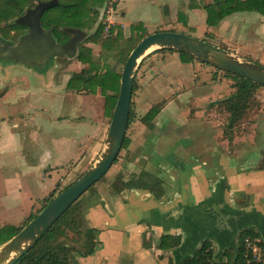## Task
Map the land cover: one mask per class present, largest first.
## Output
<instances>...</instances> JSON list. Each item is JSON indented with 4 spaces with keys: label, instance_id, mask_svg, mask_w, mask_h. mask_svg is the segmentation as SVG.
I'll return each mask as SVG.
<instances>
[{
    "label": "crops",
    "instance_id": "0c3cea01",
    "mask_svg": "<svg viewBox=\"0 0 264 264\" xmlns=\"http://www.w3.org/2000/svg\"><path fill=\"white\" fill-rule=\"evenodd\" d=\"M178 1L120 0L117 6L119 16L116 19L113 17V20L115 24L126 25L118 21L134 9L144 13L146 8L159 10L162 7L169 16L171 6L175 7ZM198 1L193 0L192 6L185 7L186 23L174 27L169 21L161 30H184L183 26L201 36L207 33L213 38L219 37L221 43L227 42L229 51H234L238 41L243 48L252 44L256 47L258 60L264 63V15L256 11L230 14L231 19L236 18L235 23L239 24V33L234 40L223 39L216 30L219 23L215 26L203 24V28L201 24L198 25L201 19L205 20L207 17L206 10ZM183 3L186 5L187 0ZM230 15L220 21L219 27L229 24L226 18ZM194 60L198 59L194 58L191 62L171 59L170 62L163 63L166 66L171 63L174 74L169 76L170 70L168 74L163 71L162 75L170 77L168 82L154 76L147 83L145 95L151 101L163 89L170 91L174 84L183 87L186 77L193 80L185 90H175V93H171L174 95L163 98L165 103L153 119V126L148 128L141 125L136 142L127 137L128 148L132 150L131 165L140 160L141 168L146 162L160 166L164 173L162 180L167 185L164 186L162 182L156 191L158 196L142 188L114 192L103 186L99 187L90 199L91 202L84 206L85 221L95 230L94 251L88 256L77 257L78 264H181L184 256H191L205 241L210 244L216 257L220 249L222 252L226 248L236 247L238 229L255 227L259 231L263 230L264 140L261 143L257 141L258 126L255 123L248 126L247 135L239 136L240 134L234 133L231 142L223 137L222 131L217 134V127L210 117L207 118L210 113H206L203 105L215 100L220 92L218 89L224 83H219L216 74L211 79L212 75H207L210 71L206 68L201 69V76L197 75L199 71L195 68ZM41 77L43 76L33 79V83L47 89V81L44 82ZM43 78L47 80V76ZM23 81L26 82L25 86L30 84L25 77ZM16 83V78L9 80V84ZM66 85L67 91L63 95H55L59 101L52 98V108L44 107L38 113L39 126L30 130L28 135L43 148L38 167H42L44 172L41 185L45 189L43 196L36 198L31 210L55 189L56 183L70 170L79 165L84 170L85 160L87 159L86 163L90 162V156L99 152L102 141L106 138L107 127L104 120L96 114L93 105L97 95L76 91ZM52 87L60 89L56 85ZM257 91L262 94L260 102L263 105L264 87H259ZM11 92L12 88L8 87L0 95V119L6 118L3 104L6 105L10 97L12 105H17L15 117L30 115L31 106H34L32 97L35 94L30 93L22 99ZM186 93H190L187 95V100H191L189 110L184 105H180L179 109L172 108L171 105ZM22 100L23 103L20 104ZM66 100L70 103L69 113L61 115L59 108L62 106L55 108L54 105H59L60 101L61 105ZM150 106L149 104L148 108ZM260 109H257L256 115ZM185 114L191 115V122L180 120ZM172 117H177L179 122L173 123ZM42 122L47 127L40 124ZM12 144L17 145L16 142ZM231 147L232 155L228 156L226 151ZM184 160L191 166L186 173L176 169V165L184 163ZM116 164L115 162L111 167ZM4 201L5 199L0 200L1 206ZM166 235L179 236V244L160 246L162 237ZM260 247L264 254V246Z\"/></svg>",
    "mask_w": 264,
    "mask_h": 264
},
{
    "label": "rangeland",
    "instance_id": "374dc122",
    "mask_svg": "<svg viewBox=\"0 0 264 264\" xmlns=\"http://www.w3.org/2000/svg\"><path fill=\"white\" fill-rule=\"evenodd\" d=\"M183 1L185 0H179L175 7L171 6V12L169 16L164 13V9L162 7H160L159 10L155 8H146L144 13H140L138 9H134L129 15L126 14L124 17H122L120 21L116 20L126 25L114 24L115 27L113 26L114 29L112 32V37L117 36V39L116 43H114L113 47L110 49L103 48L100 44L95 42H86L83 39L82 43L85 46L89 47L91 50V58L99 63V73L104 74L106 70L113 69L117 74H121L124 65V61H121V59L124 56L126 50L132 44L135 45L137 42L140 41L142 37H144L148 33L162 31L161 28H163L164 24L169 21L172 22L171 24H173L174 27H178L186 23L187 20L184 15V9L187 6H190V3L192 4L193 0H187L186 5L183 3ZM198 2L202 6H205L208 3L215 4V0H199ZM94 9H98L97 11H99L100 14V12H103L104 7ZM90 15L92 16L93 13H91ZM98 15L94 21L93 26L90 29H85L86 31L84 30L86 33L85 36H88L90 33H93L98 24H102L103 27L108 25L105 22V18H100ZM231 15L229 18H226L227 20H229L228 23L230 24L226 25L228 27H219V25L221 24L220 22L219 25L216 27L218 34L221 35L223 39L234 40L239 33V29L237 28L238 23H235L236 18L231 19ZM117 16H119V9L116 10L114 19H116ZM16 18L17 17L11 18L6 23H11L15 21ZM178 18L183 20L182 23L180 20H178ZM4 24V22H1L0 27H2ZM203 24H206V19H201L198 25L203 28L205 27L203 26ZM182 29L184 30L174 29L168 31H175L191 35L223 49L227 48L226 50L229 51L228 43L225 40L223 41L226 43H221V39L219 37L213 38L207 33L201 36L198 33H195L193 30L191 31V29L184 28L183 26ZM21 32L22 29L10 31V38L9 36L4 37V35L0 31V39L10 38L14 43H16V41H18L19 39V35ZM102 35L100 36L101 39L103 38ZM117 45L120 46V48L122 49H120L121 51L119 54L113 57L112 53L116 51L115 47H117ZM232 45L234 46V43H232ZM255 49L256 47H254L252 44H248L245 48H243L242 46L240 47L238 41V46L234 47V51L229 52L233 53L236 56H238L237 54H240L242 56L251 58L250 61L264 65V63L258 60V53L255 51ZM76 53L73 56L72 54L58 55V58L56 57L57 61L52 64V66H50L49 64L37 63V61H33L32 64H28V62L24 63L22 60L19 59L14 60L8 57L4 59L0 57V95L8 87L12 88V95H14L13 93H15L17 97H22V99L30 93L35 94L32 97V102L34 103V106H31V113L27 116L25 114L23 117L14 116V111L17 108V105H12L11 97L10 99H8L9 101H7L8 103L6 105L3 104V114L6 116V118L5 120L0 119V200L5 199V201L3 202V206L0 205V241L4 239L3 235H6L3 233V228L9 229L11 227L22 226L27 220L29 214H37L40 211V208H42L45 203V199L43 198L38 201V203L35 204V206L31 210L34 201L36 200V198H40L43 196V192L45 191V189L41 185L42 174H44V172L42 167H38L40 155L42 153L43 148L38 146L37 142H33V140L29 138L28 135L30 130H32L34 127L36 128L39 126L38 113L42 112V108L51 107L52 98H54L56 101H59L57 97L55 98V95L56 93L63 95V93L67 91L65 90V85L68 83L72 74L79 72L83 68L88 67V64L82 63L76 59ZM166 59L168 60L166 61ZM171 59L180 60L178 52L167 48H154L150 52H147V54H145L139 60L134 73V82L136 86L131 96L134 120L129 125L126 131V135L130 139V141L132 138L133 141L136 142L138 134L140 133V127L141 125H144L140 121V119L150 109L148 108L149 104L151 106L163 105L165 103V100L163 99L164 97L167 98L169 95H174L171 93H175V90H185L187 84L193 80L192 78L186 77L187 80L183 82L185 84L183 85V87L181 85H179L180 87H178V84L177 86L174 84V86L171 87L170 91L163 89L160 92V95L153 97V101H151V99H149V97L145 95L147 83L151 81L154 76H159V78L162 79L164 82H168L170 80L169 76L174 74V71L172 69L173 65L170 63L166 66L163 63L170 62ZM189 62H191V60ZM194 63L195 68L199 71L197 75L201 76V69L206 68V70L210 71L207 75H212L211 79L214 76L213 74H216L218 76L219 83H224V86L218 89V91L220 92H218L219 94L215 98V100L212 99L211 101L203 105V108L206 110V113H210V116L206 115L207 118L210 117L212 123L217 127V134L219 135V132L221 133L222 131L223 137H228V140L231 142L234 133L240 134L239 136L247 135L249 134L248 126H251L252 123H255L256 126H258L257 141L259 143L263 142L264 104L261 105L260 102L262 94L258 93L257 91L259 87L255 89L252 96L253 100L251 101L250 107H248L243 117L238 121V123H236V125L232 129H229L227 127L228 112L225 110L222 100L230 96V94L234 92V80L229 76H226L223 70L217 69L211 65L200 62L198 60H194ZM169 70L171 71L170 73ZM163 71H167V74L169 73V76H165V74L162 75ZM38 76H47V80L41 77V80H43L44 82L47 81V89H45L39 84L33 83V79ZM23 77H25V79H29L27 83L30 84H27V86H25L26 82L23 81ZM11 78H16L17 83L9 84V80ZM54 85L60 87V89L55 90V88L52 87ZM78 86L79 82H76L75 87L77 88ZM76 88V91H83L91 93L92 95H97V98L94 99L93 105L95 107V110L97 111L96 114L104 120V123L108 129L109 121L111 118L110 113L112 112V110L110 111L109 109H107L106 95L107 93L113 94L115 92L116 87L111 86L110 88L103 89L101 86L93 87L88 85V88ZM147 94L150 93L147 92ZM189 94L190 93L183 94V96L179 100H177L178 102L176 101L174 104L171 105V107L179 109L180 105H184V108H187L189 110L188 107H191L190 98L187 100V95ZM22 103L23 100L20 102V104ZM60 103L61 101L59 102V105H54L55 108H57V106H62L59 108V113L61 115H67L69 113L70 103L68 102V100H66L65 103L62 102L61 105ZM257 109H260V111L258 112L259 114L256 115L255 113H257ZM189 118H191V115L185 114L180 120L188 123L191 122L189 121ZM172 119H174L172 121L173 123L179 122V119L177 117H172ZM12 124L15 125L12 126ZM40 124H43L44 127H47L44 122ZM13 142H16L17 145L12 144ZM128 146L129 142L126 147H124L120 151L115 167H111L108 172L92 186V188L84 192L79 197L75 205H78L80 207L81 213L82 209H84V206H87V204L91 202L90 199L93 197V195H95L99 187L103 186V188L105 189H112V186H120L122 183H124V181H139L141 179H139V174L141 172H148L150 175H152V177L154 178L153 180L150 176L145 177L143 179V181H146L147 183L151 184V187L152 185L155 186V183L158 180L163 182L164 186L167 185V182L165 180H162V178L164 177V173L161 172L160 166L154 163L149 164L146 162V164L141 168L139 165V163L141 162L140 160H138V162L136 161V163H134L135 165H131L130 160L132 156V150H130ZM104 147L105 138L102 141L99 152H96V154H92L90 156V158H92L90 162L86 163L87 159L85 160L84 170L81 169L83 167L81 165H79L78 168H73L72 170H70L60 181L56 183L54 192L52 193V195L48 194L47 199L50 196L54 197L56 194L61 192L62 189L71 184L88 168H90L93 162L97 160ZM232 150L233 149L231 147L226 151L228 156L232 155ZM184 161V163L176 165V169H180L181 171H183V173H186L189 168H191V166L188 164L187 160ZM30 168L33 169L30 170ZM155 189L158 190L159 187L156 186ZM83 214L85 218V209L83 211ZM71 226L74 225L72 224ZM71 226H67L66 231H64L63 228L61 229L57 239L59 242H64L67 240L70 245H74L76 243V238H79L83 241V236L77 237L74 233V230L70 228ZM76 244L79 245L80 242ZM74 257H76L77 260V257L80 256L74 254Z\"/></svg>",
    "mask_w": 264,
    "mask_h": 264
},
{
    "label": "trees",
    "instance_id": "16d2710c",
    "mask_svg": "<svg viewBox=\"0 0 264 264\" xmlns=\"http://www.w3.org/2000/svg\"><path fill=\"white\" fill-rule=\"evenodd\" d=\"M36 1L49 0H0V23H5L2 27H0V31L4 37L9 36L11 38V35H9L10 31L19 29L21 30L25 27L23 24L17 22V18L25 14L26 9L32 7ZM103 5L104 0H57V4L55 6L45 9L41 13L39 22L43 28L49 29L50 27H53V34L58 38L59 41H64L68 36L65 28H76L83 32L86 31L85 29H90L93 26L97 15L99 14V11H97L98 9L94 8H101ZM190 6H192L191 3ZM203 8L207 13L206 24L208 26H214L217 25L224 17L237 11H256L264 15V0H215V4L208 3L203 6ZM91 13H93L92 16L90 15ZM98 16L100 17V14ZM14 17H17L15 21L6 23L9 19ZM178 20L181 22L183 21L180 18H178ZM113 29L114 27L111 28V33L113 32ZM102 30L103 25L98 24L93 33L85 36L84 41L98 43L106 49L112 48L113 44L116 43L117 36L112 37L111 35L101 39L100 36ZM135 45L132 44L126 50L121 61H124L125 63L130 51ZM115 48L116 51L112 53L113 57L119 54L121 51L120 49H122L118 45ZM178 56L182 62H189L190 60L194 59L192 56L182 52H178ZM76 59L82 63L88 64V67L81 69L79 72L73 73L66 85L67 88H76V82H79V86L76 89L88 88V85L93 87L101 86L103 89L115 86V92L113 94L107 93L106 95L107 109L110 111L113 110L118 95L120 74H117L113 69L106 70L104 74L99 73V63L91 58L90 48L85 46L83 43H81L77 48ZM224 73L226 76H229L234 80V92L222 100L224 108L228 112L227 127L232 129L243 117L248 107H250L255 89L261 86L230 72L224 71ZM135 86V82L133 81L132 92L134 91ZM161 106L162 105L151 106L150 109L141 117L140 121L146 127L151 128L153 126L152 121L159 113ZM111 114L112 112L110 113V116ZM133 120L134 113L131 101L127 129ZM127 143L128 138L127 135H125L122 149L126 147ZM117 159L118 157L116 158L115 162ZM149 176L152 180L154 179L148 172H141L139 174V179L141 178L139 181H124V183H122L120 186H112L111 190L114 192H119L124 189L142 188L148 189L154 193L155 196H158L155 187H161L162 182L158 180L155 183V186L152 185L151 187V184L143 181L145 177ZM92 186L90 188H92ZM53 192L54 190L49 194L52 195ZM52 198L53 197L50 196L47 199L46 196L44 198L45 203L42 208ZM77 201H75L40 237V239L14 264H78L74 254L79 255L80 257L92 254L95 247V230L94 228L86 225L83 214L84 209H82L81 213L80 207L75 205ZM42 208H40V210ZM35 215L36 214H29L27 220L22 226L11 227L9 229L3 228V233L6 235H3L4 239L0 241V245L8 241ZM72 224L74 226H71ZM67 226H71L70 228L74 230V233L77 237L83 236V241L79 238L75 239L76 243L80 242L79 245L76 243L74 245H70L67 240L64 242H59L57 240L61 229L63 228L64 231H66ZM247 236H249L251 240L257 242L258 245L262 247L264 246V240L260 234V231L255 227H248L240 230L237 233L235 250L232 248H226L221 252V256L216 259L213 250L208 249L210 244L205 241L191 256H184L180 263L244 264L243 240ZM179 241V236L172 237L166 235L162 237L160 246H176L179 244Z\"/></svg>",
    "mask_w": 264,
    "mask_h": 264
},
{
    "label": "water",
    "instance_id": "95a60500",
    "mask_svg": "<svg viewBox=\"0 0 264 264\" xmlns=\"http://www.w3.org/2000/svg\"><path fill=\"white\" fill-rule=\"evenodd\" d=\"M35 7L17 18L23 24L29 16L33 21L29 23V31L18 43L24 53L26 61L44 62L51 54L66 52L72 46V39L64 43H54L51 36L53 27L45 30L40 22L41 13L57 4V0L36 1ZM68 34H76L77 42L85 38V32L76 28H65ZM42 35H47L43 40ZM47 53L41 50L46 49ZM77 45H75L76 47ZM9 47V45H8ZM73 48V46H72ZM70 48V49H72ZM151 48V49H150ZM167 48L176 52L186 53L195 59L207 63L217 69L230 72L252 83L264 86V65L234 55L226 49L212 45L207 41L175 31H156L148 33L130 51L120 74L118 95L112 110L109 126L105 138V147L97 160L81 176L69 184L64 190L56 194L27 224H25L8 241L0 245V264H14L21 258L53 225V223L86 192L99 181L115 163L127 131L134 73L139 60L150 49ZM30 49V51H29ZM148 51V52H150ZM43 64V63H42ZM245 229V228H244ZM260 234L264 240V228ZM239 231L242 230L238 229ZM238 231V232H239ZM236 249V247H233ZM221 249L216 255L218 258Z\"/></svg>",
    "mask_w": 264,
    "mask_h": 264
},
{
    "label": "flooded vegetation",
    "instance_id": "af4514ba",
    "mask_svg": "<svg viewBox=\"0 0 264 264\" xmlns=\"http://www.w3.org/2000/svg\"><path fill=\"white\" fill-rule=\"evenodd\" d=\"M34 7H35V4H33L32 7L27 8L26 11H25V14L27 13L28 10H31ZM26 21L27 22L24 21V23H23V25L25 27L22 28V32L20 33L19 39H18V41H16V43H18L19 40L25 34L28 33V31H29V23L33 21V17L29 16L26 19ZM44 29L47 30L48 28H44ZM51 36L54 39V43H64V42H67L68 40L72 39L73 48H72V46H69V47H67L66 52H62V53H59V54H51L50 58L48 59V61H47V58H46V60L44 62H37V63L49 64L50 66H52V64H54L57 61L56 59L58 58V55H60V54H66V55H71L72 54V56H73L76 53V50H77L78 46L83 41V40H81L80 42H77V38H76L77 35L76 34H68L67 39L64 40V41H59L58 38L53 34V31L51 32ZM44 38L47 39V35H42V38L40 36V39L43 40ZM14 44L15 43L9 38H1L0 39V57L4 58V59L7 58V57L8 58H12L14 60L19 59V60H22L24 63L28 62V64H32L34 60L26 61L25 58H24V53L22 52V50L19 49V47H17V46H13ZM8 45H9V47H8ZM75 45H77V46L75 47ZM45 48L46 49L41 50V51L44 52V53H47V42L45 43ZM70 48H72V49H70ZM29 51H30V49H29Z\"/></svg>",
    "mask_w": 264,
    "mask_h": 264
},
{
    "label": "built area",
    "instance_id": "2783aa9c",
    "mask_svg": "<svg viewBox=\"0 0 264 264\" xmlns=\"http://www.w3.org/2000/svg\"><path fill=\"white\" fill-rule=\"evenodd\" d=\"M120 0H104V10L100 13V18H105V22L108 24L103 27L101 35L103 37L111 36L110 32L111 28L115 27V22L113 20L114 14L116 13L117 6ZM112 24V25H111ZM208 249L212 250V247ZM264 254L261 247L255 242L251 240L249 236L245 237L243 240V258L244 264H264ZM217 259V258H216Z\"/></svg>",
    "mask_w": 264,
    "mask_h": 264
},
{
    "label": "bare ground",
    "instance_id": "6f19581e",
    "mask_svg": "<svg viewBox=\"0 0 264 264\" xmlns=\"http://www.w3.org/2000/svg\"><path fill=\"white\" fill-rule=\"evenodd\" d=\"M150 49H151V48H150ZM150 49H149L148 51H150ZM148 51H147V52H148ZM147 52H146V53H147Z\"/></svg>",
    "mask_w": 264,
    "mask_h": 264
}]
</instances>
